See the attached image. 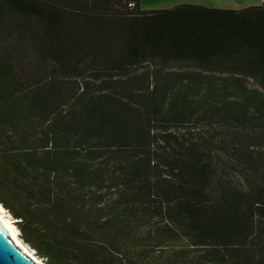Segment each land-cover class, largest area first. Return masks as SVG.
Listing matches in <instances>:
<instances>
[{
    "label": "trees",
    "instance_id": "obj_1",
    "mask_svg": "<svg viewBox=\"0 0 264 264\" xmlns=\"http://www.w3.org/2000/svg\"><path fill=\"white\" fill-rule=\"evenodd\" d=\"M0 205L44 264H264V0H0Z\"/></svg>",
    "mask_w": 264,
    "mask_h": 264
},
{
    "label": "water",
    "instance_id": "obj_2",
    "mask_svg": "<svg viewBox=\"0 0 264 264\" xmlns=\"http://www.w3.org/2000/svg\"><path fill=\"white\" fill-rule=\"evenodd\" d=\"M0 264L44 263L31 256L11 235L9 228L0 220Z\"/></svg>",
    "mask_w": 264,
    "mask_h": 264
},
{
    "label": "crops",
    "instance_id": "obj_3",
    "mask_svg": "<svg viewBox=\"0 0 264 264\" xmlns=\"http://www.w3.org/2000/svg\"><path fill=\"white\" fill-rule=\"evenodd\" d=\"M182 1V0H181ZM187 1V0H185ZM194 1V2H192ZM195 2H201L198 4L210 6V7H222V8H242L248 5L252 4H259L261 3V0H189L188 3H195ZM141 3V1H140ZM182 3V2H181ZM162 7L157 8H163V7H170L171 5L163 6L162 4L159 5ZM144 8V7H141ZM156 8V7H154ZM148 9V8H145Z\"/></svg>",
    "mask_w": 264,
    "mask_h": 264
},
{
    "label": "rangeland",
    "instance_id": "obj_4",
    "mask_svg": "<svg viewBox=\"0 0 264 264\" xmlns=\"http://www.w3.org/2000/svg\"><path fill=\"white\" fill-rule=\"evenodd\" d=\"M141 3H140V7H144V8H154V7H162V6H159V5H163V6H167V5H175V4H178V3H181V2H185V3H188L189 0L185 1V0H140ZM194 2V1H192ZM195 3H201V2H195ZM5 210V209H4ZM4 217L6 219H8L10 222L13 223V225L15 226V223H14V219L12 218V216L5 210L4 213H3ZM16 228V226H15ZM17 229V228H16ZM17 233H18V230H17ZM18 236V234H17ZM19 238V237H18ZM20 240V239H19ZM20 242H22L20 240ZM33 251V250H32ZM34 254V252H33ZM35 255V254H34ZM36 256V255H35ZM37 257V256H36ZM38 260H41L40 258H38ZM42 261V260H41ZM43 262V261H42ZM44 263V262H43Z\"/></svg>",
    "mask_w": 264,
    "mask_h": 264
},
{
    "label": "bare ground",
    "instance_id": "obj_5",
    "mask_svg": "<svg viewBox=\"0 0 264 264\" xmlns=\"http://www.w3.org/2000/svg\"><path fill=\"white\" fill-rule=\"evenodd\" d=\"M4 208L0 205V220L9 228L11 235L17 240L18 243H20L23 248L31 255L33 256L36 260H38V257H36L33 254V251L28 248V246H26L23 242H20L18 236H17V229L15 228V226L13 225L12 222H10L8 219H6L3 215L4 213Z\"/></svg>",
    "mask_w": 264,
    "mask_h": 264
},
{
    "label": "built area",
    "instance_id": "obj_6",
    "mask_svg": "<svg viewBox=\"0 0 264 264\" xmlns=\"http://www.w3.org/2000/svg\"><path fill=\"white\" fill-rule=\"evenodd\" d=\"M129 5H133V2L129 3Z\"/></svg>",
    "mask_w": 264,
    "mask_h": 264
}]
</instances>
